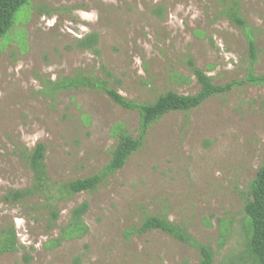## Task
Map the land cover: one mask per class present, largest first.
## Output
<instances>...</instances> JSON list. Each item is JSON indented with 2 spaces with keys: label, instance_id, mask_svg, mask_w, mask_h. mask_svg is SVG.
Masks as SVG:
<instances>
[{
  "label": "rangeland",
  "instance_id": "1",
  "mask_svg": "<svg viewBox=\"0 0 264 264\" xmlns=\"http://www.w3.org/2000/svg\"><path fill=\"white\" fill-rule=\"evenodd\" d=\"M239 5L255 41L252 72L264 76V0ZM221 9V0H27L18 10L0 39V240L12 228L17 250L0 253V264L199 263L194 248L158 231L139 233L150 216L186 227L211 247L213 264H243L251 232L244 205L264 161L263 85L234 86L165 115L106 175L121 134L138 135V111L99 89L55 85L80 73L151 104L168 91L198 92L188 57L216 85L241 82L250 68L247 39ZM90 34L97 45L79 49ZM38 143L48 190L6 201L32 185L20 152ZM96 175L103 178L93 192L64 190ZM83 202L84 228H73L72 210Z\"/></svg>",
  "mask_w": 264,
  "mask_h": 264
},
{
  "label": "trees",
  "instance_id": "2",
  "mask_svg": "<svg viewBox=\"0 0 264 264\" xmlns=\"http://www.w3.org/2000/svg\"><path fill=\"white\" fill-rule=\"evenodd\" d=\"M27 0H0V39H2L13 27L14 18L18 10L26 4ZM221 15L225 17L232 25L240 29L246 36L248 43V58L250 68L247 77L241 82H230L225 85H216L212 79L203 71L197 68L193 60L188 57V66L196 78L199 90L193 95H179L168 91L151 104H138L126 100L115 89L108 86L107 80H93L89 77L77 73L74 77L55 84L60 89H74L80 87L95 88L103 91L111 101L126 110L138 111L140 123L138 135L132 137L127 133H122L117 146L112 151V158L105 169L106 174H113L120 170L127 159L138 150L144 142L149 128L161 120L165 115L171 112L187 113L200 105L209 98L230 91L234 86L251 84L263 85L264 76H256L252 72V67L256 62V47L253 35L248 28L246 20L240 12L239 0H221ZM97 45V35L90 34L77 41V47L82 50H91ZM46 148L42 143H38L32 150L20 152V157L24 160L28 169L32 172V185L24 190L10 192L5 200L9 202H22L26 198L45 193L50 186V179L46 170L45 160ZM103 176L96 175L86 179H78L64 186V190L69 195L81 192H93L102 182ZM251 199L245 201L244 212L250 222V236L247 244L246 256L242 258V263L264 264V161L259 167L255 178L250 185ZM88 209V204L83 202L72 210L71 226L73 228H82V217ZM58 212H51L50 223L56 221ZM84 228V227H83ZM152 231L161 232L164 235L173 238L179 243L194 248L199 253L198 264H213L214 253L211 247L203 245L196 241L187 231L186 227L175 224L166 216L146 217L140 228L139 233H148ZM15 234L13 229H8L2 234L0 240V253H12L17 250ZM28 262L29 257L24 256Z\"/></svg>",
  "mask_w": 264,
  "mask_h": 264
}]
</instances>
